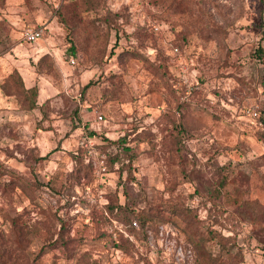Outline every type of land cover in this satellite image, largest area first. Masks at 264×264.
<instances>
[{"label":"rangeland","instance_id":"1","mask_svg":"<svg viewBox=\"0 0 264 264\" xmlns=\"http://www.w3.org/2000/svg\"><path fill=\"white\" fill-rule=\"evenodd\" d=\"M76 7L0 0L4 263L264 264V0ZM14 69L37 87L31 110L2 89Z\"/></svg>","mask_w":264,"mask_h":264},{"label":"trees","instance_id":"2","mask_svg":"<svg viewBox=\"0 0 264 264\" xmlns=\"http://www.w3.org/2000/svg\"><path fill=\"white\" fill-rule=\"evenodd\" d=\"M99 5V0H77V7L76 9L80 12V13H86L89 12L93 9H96V7ZM74 11L71 12L70 15H61L60 16V22L61 24L70 29V33L71 35L76 39V41H74L75 43L71 42L68 51L69 54L71 55H76L77 51H78V46H80L81 41L82 40H77L78 37L81 36V34L83 33L81 30L85 28V26L83 24H79V15L77 13H75V9H73ZM62 17V18H61ZM67 19H70V23L67 21ZM72 26H75L76 28V33L73 32ZM74 34L76 35V37L74 36ZM88 35L87 33H84L83 35L85 36ZM132 54V57H137V58H142L145 59L139 52L136 51H129ZM258 54L262 55V49L258 48ZM52 65V60L49 56V54H43L42 56H40V58L37 60V64H36V70L37 71H42L44 69H48L50 68ZM263 80H264V76H263ZM92 81H89L88 83H86L85 85L82 86V92H85L91 85H92ZM2 89L4 92L9 93L12 92L13 94H16L19 101L22 103V107L26 108V109H33L36 107V97H37V87L32 86V87H26L22 77L20 76L19 72L14 69L6 78L5 82L2 84ZM257 121H261L262 117L261 115H257L256 117ZM180 131L186 132L187 130L185 129V127H183L182 124H178L177 125ZM261 137H264V133H261ZM222 170L224 174H226L229 170V165L223 166ZM107 207L109 209L110 212L113 211L114 207L111 206V203L107 204ZM116 208H118L120 211L124 212L125 210L128 211H132V208H129V206L126 204L124 205H120V204H116L115 206ZM133 213V211H132ZM136 217V215H134ZM142 221V224H145L146 221L149 219L147 216H142L141 218H139ZM65 222L62 221V225H61V229L60 232L63 231V229L65 228ZM192 241L195 245V247L199 250H203L204 249V239H199V240H193ZM220 241V239L217 240V242ZM55 242H53L50 245H54ZM116 248H122V243H116L115 244ZM3 253L0 250V264H5L3 257H2ZM81 262H79V264H90V262H84L86 260L85 257H82ZM78 260V261H79Z\"/></svg>","mask_w":264,"mask_h":264},{"label":"built area","instance_id":"3","mask_svg":"<svg viewBox=\"0 0 264 264\" xmlns=\"http://www.w3.org/2000/svg\"><path fill=\"white\" fill-rule=\"evenodd\" d=\"M155 29H157V27H155ZM42 35H43V30L41 28L28 27L23 30V39L26 42H30V43L35 42L38 39H40ZM71 62H74V60L71 59ZM250 114L253 117H257V112L255 111V109H252L250 111ZM98 118L101 119V116L98 115Z\"/></svg>","mask_w":264,"mask_h":264}]
</instances>
